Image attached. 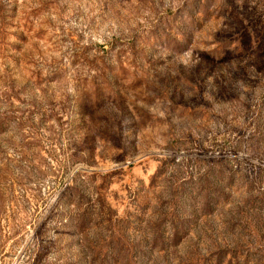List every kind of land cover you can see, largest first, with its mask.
I'll use <instances>...</instances> for the list:
<instances>
[{"label":"rangeland","instance_id":"1","mask_svg":"<svg viewBox=\"0 0 264 264\" xmlns=\"http://www.w3.org/2000/svg\"><path fill=\"white\" fill-rule=\"evenodd\" d=\"M0 264H264V0H0Z\"/></svg>","mask_w":264,"mask_h":264}]
</instances>
